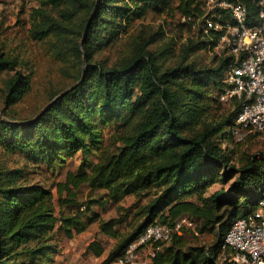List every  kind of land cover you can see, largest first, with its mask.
<instances>
[{"label":"trees","instance_id":"16d2710c","mask_svg":"<svg viewBox=\"0 0 264 264\" xmlns=\"http://www.w3.org/2000/svg\"><path fill=\"white\" fill-rule=\"evenodd\" d=\"M34 1L30 38L47 46L68 84L37 113L20 117L14 107L32 91L34 74L0 48V75L12 73L0 86V264H52L58 236L71 238L94 223L115 240L111 264L148 225L185 216L198 222L197 231L185 233H210L212 244L191 245L175 233L153 264H229L225 237L234 221L259 208L264 154L247 155L245 142L233 139L241 101L220 100L236 57L199 61L221 36L205 33L206 1ZM238 1L258 24L259 0ZM223 14L212 18L231 19ZM149 18L161 25L146 26ZM124 39L116 59L101 57ZM75 157L78 170L64 182L35 179L43 167L61 171ZM231 179L227 189L209 194ZM108 204L118 215L107 220L94 208ZM89 250L104 253L98 242Z\"/></svg>","mask_w":264,"mask_h":264},{"label":"built area","instance_id":"2783aa9c","mask_svg":"<svg viewBox=\"0 0 264 264\" xmlns=\"http://www.w3.org/2000/svg\"><path fill=\"white\" fill-rule=\"evenodd\" d=\"M207 19L205 33L220 31L214 47L218 56L233 55L236 64L227 72L228 86L220 95L223 103L241 101L232 127L234 137L264 133V10L260 22L252 24L247 7L238 0H205ZM264 7V0H259ZM230 14L225 22L213 20ZM195 222L182 217L173 224L153 223L125 249L117 264H153V259L172 236L185 229L195 230ZM231 251L229 264H264V193L259 208L234 221L224 242Z\"/></svg>","mask_w":264,"mask_h":264},{"label":"rangeland","instance_id":"374dc122","mask_svg":"<svg viewBox=\"0 0 264 264\" xmlns=\"http://www.w3.org/2000/svg\"><path fill=\"white\" fill-rule=\"evenodd\" d=\"M36 4L37 2L34 0H0V48L6 46V49L12 51L13 55L19 56L26 62V66L22 69L23 72H33L34 74L32 91L21 104L14 107L20 117H31L37 113L47 103L53 90L60 87L63 88L68 84L67 82H63L64 80L60 76L57 65L47 50V46L44 43L35 42L30 38V12ZM161 21L149 18L144 24L146 26L152 24L154 28H158L161 25ZM127 43V39H124L117 47L109 53L106 52L101 57L106 58L109 56L116 59ZM213 57L217 59L223 58L219 57L214 50H211L210 53L202 52L199 55V61L208 64L212 61ZM11 74L6 72L0 75V86H2L3 80L7 79ZM224 106L226 109L230 107ZM3 108L4 102L0 95V116H2ZM251 135H245L242 139L233 136V139L245 142L243 152L247 155L264 154V133H260V135L253 138H250ZM80 159V157H75L73 160H69L61 171L51 172L43 167V170L39 171L35 179L42 180L47 186H51L57 182H64L68 171L76 172L78 170ZM221 172L223 173V171ZM233 181L234 179H231L226 184L216 182L210 189L209 194L221 188L227 189ZM54 192L56 194V202L59 205L58 190L56 189ZM83 194L87 196L89 191L84 190ZM62 196H64V193ZM133 201L134 198L131 197L124 200L121 204L128 206ZM94 209L102 218L107 220L118 215L117 208L112 204H108L105 208L96 206ZM192 220L195 222V230L197 231L198 222L195 219ZM185 230L182 235L185 234L191 245L210 246L213 242V235L210 233L193 236L192 234L185 233ZM93 242H98L104 249L102 256L98 257L94 252L89 250V246ZM58 243V251L53 255L54 262L52 264H108V254L115 245V240L101 233L99 224L94 223L84 233L76 234L71 238L65 235L58 236ZM221 258H227L224 251L221 254ZM229 260L230 257L228 258V262ZM111 264H117V261Z\"/></svg>","mask_w":264,"mask_h":264},{"label":"water","instance_id":"95a60500","mask_svg":"<svg viewBox=\"0 0 264 264\" xmlns=\"http://www.w3.org/2000/svg\"><path fill=\"white\" fill-rule=\"evenodd\" d=\"M64 95V94H63ZM42 113H44V112H42Z\"/></svg>","mask_w":264,"mask_h":264}]
</instances>
